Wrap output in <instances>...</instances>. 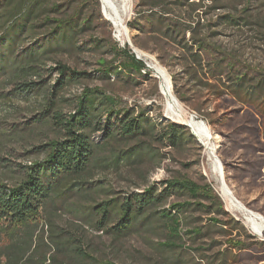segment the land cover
Segmentation results:
<instances>
[{
    "label": "trees",
    "instance_id": "1",
    "mask_svg": "<svg viewBox=\"0 0 264 264\" xmlns=\"http://www.w3.org/2000/svg\"><path fill=\"white\" fill-rule=\"evenodd\" d=\"M83 1L0 0V88H9L7 92L14 96L41 94L44 100L32 113V124L49 125L55 132V138L36 147L45 152L42 159L17 164L14 170L19 175L13 183L0 179V222H4L2 228L8 238V242L0 246V264H50L47 255L53 245L41 239L33 221L45 203L55 196L58 199L74 191H85L90 183L85 176L91 164L113 170L121 166L136 170V165L146 158L153 162L158 160L159 152L153 143L178 147L193 141L186 126L167 120L155 123L144 109L121 105L101 87L84 86L79 95L71 99L68 112L59 106L69 100L63 91L90 75L56 58L58 54L83 48L78 39L91 28L90 15L82 17ZM91 1L98 13V1ZM69 3L73 4L72 10L66 14ZM172 4L185 6L180 1ZM187 5L190 7L188 13L186 9H174L168 0H139L137 6L146 8L135 11V16L127 23L137 31L133 43L142 47L138 34L152 35L174 44L183 56L188 54V61L194 67L187 73L195 86L211 89L218 98L228 95L250 109L257 121V141H264V66L251 65L234 52L212 44L207 35L198 31L199 15L195 12L203 5L193 2ZM247 10L246 7L242 10L245 15L226 13L220 19L231 26L243 21L245 25L250 23L264 28V18L253 17L246 13ZM54 14L66 15L52 17ZM127 48L120 52L114 50V56L124 58L119 66L98 69L102 77L119 76L123 72L130 76L145 68L144 62ZM172 79L174 92L181 99L180 85L175 77ZM203 79H213L215 83ZM16 127L17 124L13 125ZM106 147L107 153L98 155L100 149ZM102 193L107 197L92 204L84 216L93 228L114 239L156 226L166 231L169 238L161 242L162 246L179 247L180 227L191 207L215 214L210 219L212 227L224 231L231 226V232L244 231L232 218L229 222L219 219L218 216H226V213L209 183L199 185L172 178L161 180L159 184L150 183L139 192L114 197L110 190ZM172 195L187 199L169 201ZM186 232L193 234L191 238L201 234L199 227ZM51 237L54 238L51 244L57 251L70 255L76 260L75 264H116L91 255L72 242L74 239L62 240L57 233ZM229 244L238 247L242 241ZM257 252L264 254V250Z\"/></svg>",
    "mask_w": 264,
    "mask_h": 264
},
{
    "label": "rangeland",
    "instance_id": "2",
    "mask_svg": "<svg viewBox=\"0 0 264 264\" xmlns=\"http://www.w3.org/2000/svg\"><path fill=\"white\" fill-rule=\"evenodd\" d=\"M97 1L98 13L91 0H84L82 3V17L89 14L91 19V28L84 31L78 39V43L83 45L82 50L61 53L56 57L72 68L90 73L89 77L63 91L69 100L59 106L64 112L70 111L71 99L79 95L84 86H97L115 96L123 106L144 109L155 123L173 121L164 111L165 100L159 93L160 80L150 67L152 63L161 66L169 75L173 93L179 102L193 117L205 122L213 134L215 151L212 156L217 157L220 162L223 180L232 196L246 209L264 217V141H257V121L251 110L228 95L218 98L211 89L195 86L187 73L194 64L189 63L190 56H183L174 44L152 35L138 34L143 46L135 45L133 37L137 35V31L132 30L127 23L135 16V11L146 8L137 6L139 0H131V11L124 19L127 34L120 38L116 36L112 24L103 16L100 1ZM168 1L174 9H186L187 13L190 11L188 3L203 5L199 8L200 11L195 12L199 15V33L207 35L212 44L234 52L241 60L251 65L264 66V28L250 23L245 25L243 21L231 26L220 19L226 13L245 15L242 12L245 7L248 8L246 13L249 15L264 18V0ZM175 1L183 2L185 6L172 4ZM72 6L69 3L66 14L71 12ZM66 14H54L52 17ZM196 19L194 16L193 20ZM128 40L131 46L128 45ZM125 48L143 61L146 68L139 74L130 73V76L123 72L119 76L112 74L109 78L102 77L98 69L107 65L119 66L124 56H114V50L120 52ZM133 49L146 56H137ZM53 77H56V73ZM173 77L180 85L181 99L174 92ZM203 81L215 83L213 79ZM8 90L7 87L0 88V179L13 183L19 175L14 170L16 165L42 159L45 152L36 147L55 138V132L49 125L32 124V113L36 108L39 109L38 105L44 100L41 94L14 96ZM15 124L17 127L13 128ZM187 129L193 136V141L178 147L153 143L155 150L159 152L157 161L146 158L136 165V170L127 166L113 170L91 164L89 173L85 176L86 181L90 182L85 191H74L58 199L55 196L45 203L33 222L39 229L41 239L47 245H53L47 255L48 262L75 264L76 261L67 253L57 251L56 246L51 244V239H54L51 235L57 233L62 240L74 239L72 242L81 245L98 259L116 264H264V254H256L257 251L264 250V234H254L245 224L242 214L225 205L210 171L206 149L188 127ZM258 148L261 151H256ZM107 151V147L102 148L98 155ZM172 178L185 179L199 185L209 183L219 196L226 213V216H218L219 219L229 222L232 218L243 226L244 231L231 232V226L224 228V231L217 226L212 227L210 219L215 214L191 207L180 227L181 240H177L179 247L167 248L161 245V242L169 240L166 231L163 232L162 228L156 226L128 237L114 239L86 222L89 207L107 197L102 191L107 189L112 192L111 196H120L139 192L150 183L159 184L161 180ZM183 199L187 198L175 195L169 197V201ZM3 225L4 222H0V246L8 242ZM193 227L201 230V234L195 238H191L193 234L186 232ZM232 241H242V244L233 247L229 244Z\"/></svg>",
    "mask_w": 264,
    "mask_h": 264
},
{
    "label": "bare ground",
    "instance_id": "3",
    "mask_svg": "<svg viewBox=\"0 0 264 264\" xmlns=\"http://www.w3.org/2000/svg\"><path fill=\"white\" fill-rule=\"evenodd\" d=\"M101 11L106 20H108L116 31V36L120 38L127 34V29L124 24V19L131 11V0H99ZM135 50V49H134ZM139 56H144L145 53L136 50ZM146 56V55H145ZM152 63V62H151ZM149 63V64H151ZM155 75L160 80L159 93L164 98V111L170 119L179 123L188 125L192 133L198 138L206 149L207 159L210 162V171L217 182L219 194L222 197L228 209L241 213L245 224L250 230L258 235L264 234V217L258 213L248 210L232 196L228 186L223 180L222 167L217 157L212 156L215 151L212 143L213 134L207 124L202 120H198L191 115L183 105L179 102L173 93L169 75L161 66L152 63L150 66Z\"/></svg>",
    "mask_w": 264,
    "mask_h": 264
},
{
    "label": "water",
    "instance_id": "4",
    "mask_svg": "<svg viewBox=\"0 0 264 264\" xmlns=\"http://www.w3.org/2000/svg\"><path fill=\"white\" fill-rule=\"evenodd\" d=\"M126 27H127V25H126ZM127 43H128L129 46H131V42H130V40H128ZM133 51H134L135 53H137L136 50L133 49ZM174 122H175V121H174ZM176 123H177V122H176ZM183 125L186 126V127H188V125H185V124H183ZM188 128H189V127H188ZM190 131H191V130H190ZM191 132H192V131H191Z\"/></svg>",
    "mask_w": 264,
    "mask_h": 264
},
{
    "label": "built area",
    "instance_id": "5",
    "mask_svg": "<svg viewBox=\"0 0 264 264\" xmlns=\"http://www.w3.org/2000/svg\"><path fill=\"white\" fill-rule=\"evenodd\" d=\"M135 53V52H134ZM137 56H139L137 53H135ZM145 68H146V66H145Z\"/></svg>",
    "mask_w": 264,
    "mask_h": 264
}]
</instances>
